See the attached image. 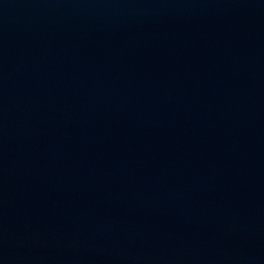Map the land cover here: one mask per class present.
<instances>
[{
    "label": "water",
    "instance_id": "95a60500",
    "mask_svg": "<svg viewBox=\"0 0 264 264\" xmlns=\"http://www.w3.org/2000/svg\"><path fill=\"white\" fill-rule=\"evenodd\" d=\"M0 264H264V0H0Z\"/></svg>",
    "mask_w": 264,
    "mask_h": 264
}]
</instances>
